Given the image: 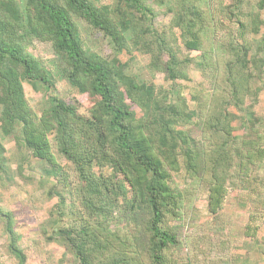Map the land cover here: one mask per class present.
<instances>
[{"label":"rangeland","instance_id":"rangeland-1","mask_svg":"<svg viewBox=\"0 0 264 264\" xmlns=\"http://www.w3.org/2000/svg\"><path fill=\"white\" fill-rule=\"evenodd\" d=\"M15 1L20 7L25 2ZM93 1L108 9L116 0ZM146 1L153 8L154 27L181 59L190 60L182 77L169 78L160 62L154 63L153 57L132 44L122 53L115 52L103 35L78 18L81 40L103 59L117 56L130 74L154 84L158 93L168 96L171 102H181L192 115L178 128L189 134L196 150L206 152V162L201 159L200 168L194 170L187 166V159L178 155V168L171 171L173 200L161 225L175 234L177 244L165 251L166 264H245V239L259 232L255 226L251 231L249 225L264 221L261 166L255 172L248 161L253 158L258 162L264 154V11L257 7L258 0H244L240 5L234 0H205L200 5L206 8L204 39L200 37L199 49H191L179 29L170 28L175 2ZM27 31L28 26L24 47L49 71L52 82L51 87L38 81L23 82L35 122L38 124L48 109L50 94L73 104L79 113L90 115L96 99L60 76L50 41ZM240 79L245 81L243 88L238 87L242 94L234 95V83ZM136 111L138 116L142 114L141 109ZM17 128L19 131L7 135L0 128L5 157L0 170V264H16L7 248V213L25 264H80L67 232L80 231L83 226L91 235L113 245L111 253H99L100 249L91 253L93 263L119 259L125 264V258L127 264H151L146 251L149 211L139 208L138 203L130 208L134 192L128 183L124 184L125 197L118 192L117 201L112 200L104 212L93 214L82 202L74 164L58 152L52 134L46 133L53 155L49 161L37 155L21 134V127ZM221 148L224 153L218 158L224 180L220 174L215 176L218 168L215 172L213 167ZM94 170L96 174L112 173L110 166ZM121 177L117 175L114 180Z\"/></svg>","mask_w":264,"mask_h":264},{"label":"trees","instance_id":"trees-1","mask_svg":"<svg viewBox=\"0 0 264 264\" xmlns=\"http://www.w3.org/2000/svg\"><path fill=\"white\" fill-rule=\"evenodd\" d=\"M173 1L176 8L170 28L179 29L187 47L199 49L206 18V8L200 5L205 0ZM243 1L234 0L236 5ZM257 7L264 11V0H258ZM152 16L153 8L146 0H116L108 9L93 0H25L22 7L15 0H0V128L7 135L16 132L19 125L21 134L37 155L49 161L53 155L49 153L46 133L50 132L58 152L74 164L81 183L82 202L93 214L104 212L112 200L117 201L118 192L125 197L124 184L128 183L134 192L130 208L138 203L139 208L149 211L148 258L151 264H166L165 251L177 244L175 234L161 225L173 200L169 186L171 171L178 168V155L187 159L190 169H199L202 160L206 162V152L196 150L189 134L180 129L192 116L181 102L169 101L168 96L156 91L154 84L138 80L117 56L107 60L87 49L76 23V19H82L89 28L103 35L115 52L122 53L132 44L136 50L153 57L154 63L160 62L169 78L182 77L190 60L180 58L154 27ZM27 26L30 30L27 32L51 42L60 76L96 99L90 115L79 113L73 104L50 94L48 109L40 122H35L23 82L38 81L47 87L52 82L49 71L24 47ZM240 80L234 83V95L242 94L238 87L243 88L245 81ZM136 108L142 110L141 115H137ZM224 122L228 123L226 119ZM3 152L0 143V170L5 165ZM221 153H224L222 148L213 160V167L215 172L218 168L215 176L223 177L221 158H218ZM248 161L256 172V167L264 162V154H260L258 162L253 158ZM104 166H110L112 173H95V168L102 170ZM117 175L121 179L114 180ZM5 220L8 251L16 264H25L10 214L5 215ZM249 228L255 230L254 224ZM67 239L80 264H122L119 259L92 262L91 253L98 249L99 253L102 250L111 253L113 245L91 235L85 226L80 231L69 230ZM123 261L127 264L125 258Z\"/></svg>","mask_w":264,"mask_h":264},{"label":"crops","instance_id":"crops-1","mask_svg":"<svg viewBox=\"0 0 264 264\" xmlns=\"http://www.w3.org/2000/svg\"><path fill=\"white\" fill-rule=\"evenodd\" d=\"M264 126V118L262 120ZM262 176L264 178V162L261 163ZM264 188V187H263ZM264 194V189H263ZM264 218V217H263ZM258 229V234L251 239H245L244 243V263L245 264H264V221L254 224Z\"/></svg>","mask_w":264,"mask_h":264}]
</instances>
